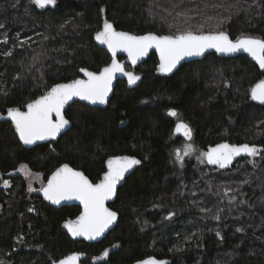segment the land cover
Segmentation results:
<instances>
[{
    "label": "trees",
    "instance_id": "obj_1",
    "mask_svg": "<svg viewBox=\"0 0 264 264\" xmlns=\"http://www.w3.org/2000/svg\"><path fill=\"white\" fill-rule=\"evenodd\" d=\"M187 9L194 29L205 16H231L221 30L232 39H264V0H57L45 8L0 0V112L79 77L80 69L100 71L108 64L110 55L93 38L105 19L133 34L169 35L188 27L176 17ZM215 23L204 30H215ZM157 63L152 53L134 69L143 76L137 87L118 81L105 108L73 102L65 112L72 127L57 141L26 148L11 123L0 124L3 173L21 164L43 169L68 163L95 180L111 156L141 160L111 204L119 212L117 225L93 244L73 241L62 228L79 206L31 201L16 183L0 188V264H51L74 251L86 254L82 264H130L151 255L171 264H264V152L261 161L244 157L220 170L237 169L230 179H213L204 177L196 157L183 166L176 162L172 144L173 122L181 118L203 149L221 142L264 149V104L250 92L264 71L244 55L213 53L165 77L156 75Z\"/></svg>",
    "mask_w": 264,
    "mask_h": 264
},
{
    "label": "snow or ice",
    "instance_id": "obj_2",
    "mask_svg": "<svg viewBox=\"0 0 264 264\" xmlns=\"http://www.w3.org/2000/svg\"><path fill=\"white\" fill-rule=\"evenodd\" d=\"M40 8L54 6L57 0H30ZM179 5H173V10ZM171 15V12L169 13ZM197 16L201 15L199 11ZM176 17L188 23V27L177 30L174 34L158 35L149 32L145 35H132L127 32L117 31L112 23L106 19L103 28L95 35V39L101 44H106L111 50L112 61L103 67L98 73L80 69L87 76V79H74L69 83H59L53 85L44 95L27 103L26 111L21 108L7 109V116L15 125V130L19 134L20 140L24 144H34L36 141L55 138L69 125V120L64 116L65 105L73 99L79 97L92 103H107L109 93L112 91V82L117 73H124L129 84H135L140 77L132 72H124V67L116 60V53L123 50L128 53L133 65L137 60L146 56L150 49L155 47L160 53V64L158 70L163 73H170L185 57L197 55L202 56L209 49H215L219 53L233 54L240 51L249 54L264 69V39L242 35L233 40L229 34L221 30L222 26L231 20V16L204 17V23H200L196 29L191 25L195 19L192 10L177 12ZM215 20V30L205 31L206 25ZM4 27L0 24V28ZM30 39V38H29ZM22 41L21 43H25ZM251 99L264 104V79L256 83L250 90ZM170 116L178 117L175 109H170ZM56 119H53V117ZM174 131L182 133L185 143L173 150L176 162L183 166L186 156H191L196 150L190 143L192 139V129L182 120L176 123ZM264 149L255 145H231L228 143L218 144L209 148L207 152L201 153L197 159L201 163L217 165L219 168H227L233 160L241 155L258 157ZM141 161L131 156H113L107 161V171L103 173L102 179L98 183H93L83 172L71 168L68 164H63L51 175L46 186H42L38 191H42L45 198L53 203L59 204L61 200L78 199L83 204V211L75 220L65 222V227L71 232L73 237H85L94 240L100 237L117 219V212L105 206V202L110 200L116 192L118 183L124 179L134 165ZM253 163L255 161L253 160ZM19 172L25 177L39 178V173H33L27 164L19 166ZM2 178V174H0ZM5 188L10 187L9 180H2ZM29 190L32 191L29 183ZM233 199H235L233 197ZM32 211V209H30ZM202 211H210L202 209ZM174 215L170 213L169 217ZM219 220L220 216L216 215ZM147 223V222H145ZM243 231V229H240ZM219 236V232H217ZM17 239H21L18 237ZM82 253H73L67 257L53 261L52 264H79ZM109 255L105 250L104 257ZM99 259V258H98ZM137 264H167L155 257H148Z\"/></svg>",
    "mask_w": 264,
    "mask_h": 264
},
{
    "label": "water",
    "instance_id": "obj_3",
    "mask_svg": "<svg viewBox=\"0 0 264 264\" xmlns=\"http://www.w3.org/2000/svg\"><path fill=\"white\" fill-rule=\"evenodd\" d=\"M51 6V5H50ZM47 7V6H46ZM110 23H112V22H110ZM113 24V23H112ZM113 26L115 27V25L113 24ZM102 28H103V26H102ZM102 28L99 30V31H101L102 30ZM115 29L117 30V31H122V32H127V33H130V34H132V35H145V34H147V33H149V32H146V33H143V34H133V33H131V32H129V31H126V30H121V29H118V28H116L115 27ZM98 32V31H97ZM96 32V33H97ZM96 33L94 34V36H93V38H94V41H95V43H96V45L99 47V48H102V49H105L106 51H107V53L110 55V57H111V60H110V62L108 63V64H106L105 66H107V65H109L110 63H111V61H112V53H111V50L107 47V45L106 44H101L99 41H97L96 39H95V35H96ZM152 33H155V32H152ZM157 34V33H156ZM158 35H168V34H158ZM230 36V35H229ZM252 37V36H251ZM254 38H257V37H254ZM261 39V38H260ZM233 40H235V39H233ZM152 53H155L156 54V56H157V59H158V63H157V66H156V75L157 76H159V77H165V76H170V75H172V74H174L183 64H185V63H189V62H191V61H198V60H202V59H204L206 56H208V55H210V54H212V53H216L219 57H221V58H235V57H238V56H241V55H244V56H246L247 58H249L251 61H253L258 67H259V64L249 55V54H247L246 52H243V51H240V52H237V53H233V54H223V53H219V52H217L215 49H209L208 51H206L205 53H204V55H202V56H197V55H193V56H189V57H185L183 60H181L180 61V63L176 66V68L175 69H173V71L172 72H170V73H163V72H160L159 70H158V68H159V64H160V53H159V50L158 49H156L155 47H153L152 49H150L149 50V52H148V54L146 55V56H143V57H141L140 59H138L137 60V62H136V64L135 65H133L132 64V62H131V59H130V57L128 56V53L127 52H125V51H123V50H119V51H117V53H116V60L121 64V65H123V67H124V72L125 73H127V72H132V73H134L135 75H137V76H139L140 77V79L135 83V84H129L128 83V86L130 87V88H133V87H137L140 83H141V81H142V75L141 74H137V73H135L133 70H127L126 69V66L127 65H129V66H131L133 69H135L137 66H139V65H141L142 63H144L145 61H147L148 59H149V57L152 55ZM121 58H123V59H121ZM105 66H103V67H105ZM102 67V68H103ZM101 68V69H102ZM83 69H86V68H83ZM100 69V70H101ZM259 69L260 70H262V71H264V69H262V68H260L259 67ZM87 71H91V72H99V71H92V70H89V69H86ZM75 79H87V76H86V74L84 73V72H81L80 71V76L79 77H77V78H75ZM74 80V79H73ZM120 80H125V81H127L128 82V80H127V76L124 74V73H117L116 74V77H115V79L113 80V82H112V91L109 93V96H108V100H107V103H99V102H97V103H92L91 101H88V100H85V99H82V98H79V97H73V99L72 100H70L66 105H65V108H64V116H65V118L66 119H68L69 120V125H67L61 132H60V134L58 135V136H56L55 138H49V139H45V140H40V141H36V143H34V144H24V142L22 141V140H20V138H19V134H18V132L15 130V125H14V123L11 121V119L7 116V109H9V108H15V107H19V108H21V110L22 111H26V105H27V103H29V102H31V101H28L27 103H25L24 105H22V106H11V107H8V108H6V110L4 111V112H0V124L2 123V122H4V121H8V122H10L11 124H12V127H13V129H14V131H15V134H16V136H17V138L19 139V141L21 142V144L24 146V147H26V148H32V147H35L36 145H39V144H44V143H48V142H51V141H57L63 134H65L71 127H72V122L70 121V119L66 116V114H65V112H66V110L69 108V106L73 103V102H76V101H80V102H83V103H85L86 105H88V106H90V107H100V108H105L107 105H108V103H109V101H110V99H111V97H112V95H113V93H114V90H115V87H116V84H117V82L118 81H120ZM70 81H72V80H70ZM70 81H67V82H59V83H69ZM59 83H56V84H59ZM55 85V84H54ZM53 86V85H52ZM51 86V87H52ZM50 87V88H51ZM49 88V89H50ZM48 89V90H49ZM47 90V91H48ZM45 94V93H44ZM43 94V95H44ZM38 98V97H37ZM36 99V98H35ZM34 100V99H33ZM254 102H256V103H258V104H261L259 101H255V100H253ZM53 119H56V117L54 116L53 117ZM185 122V121H184ZM186 123V122H185ZM188 124V123H187ZM176 126V125H175ZM175 129V128H174ZM174 133H175V135H179V136H183L182 135V133H176L175 131H174ZM222 143H228V144H231V143H229V142H221V143H218V144H222ZM218 144H215V145H213V146H211V147H215L216 145H218ZM244 144H247V143H244ZM231 145H243V144H231ZM250 145V144H249ZM211 147H208V149H207V151L209 150V148H211ZM115 156H131V157H135L136 159H138V160H140L137 156H134V155H129V154H119V155H115ZM113 157V156H112ZM244 157H249V156H247V155H241L240 157H237V158H235L234 160H233V162H232V164L230 165V166H228L227 168H219L217 165H211V164H208V165H210V166H212V167H214V168H217V169H219V170H225V169H228V168H230L233 164H235L238 160H240V159H242V158H244ZM111 158V157H110ZM108 161V160H107ZM141 161V160H140ZM63 164H68V163H63ZM62 164V165H63ZM141 164V163H140ZM140 164H138V165H134L133 166V168H131L127 173H125V176H124V179L123 180H121L119 183H118V185H117V187H116V192H115V195L110 199V200H108V201H106L105 202V206L107 207V208H109L110 210H112V211H115V210H113L109 205L111 204V203H113L114 201H115V199H116V197H117V194H118V189H119V187L120 186H122V185H124V183H125V181H126V178L128 177V176H130L138 167H139V165ZM62 165H60L59 167H61ZM71 168H73V169H75V170H77V171H80V172H83L82 170H80V169H76V168H74L73 166H71L70 164H68ZM59 167H57V168H59ZM56 168V169H57ZM55 169V170H56ZM54 170V171H55ZM53 171V172H54ZM106 171H107V162H106ZM52 172V173H53ZM52 173H51V175H52ZM83 174L85 175V176H87L84 172H83ZM51 175L49 176V179L51 178ZM88 177V176H87ZM102 177H103V175H102ZM48 179V180H49ZM88 179L90 180V178L88 177ZM102 179V178H101ZM91 181V180H90ZM48 182V181H47ZM99 182V181H98ZM97 182V183H98ZM47 185V183L45 184V186ZM34 193L35 194H37V195H39L47 204H49V205H51V206H53V207H55V208H61V207H63V206H72V205H76V206H79L80 207V209H81V211H80V213L83 211V204H82V202L80 201V200H78V199H65V200H61V202L59 203V204H56V203H53L52 201H50V200H48V199H46L45 198V196H44V194H43V192L42 191H38V189H36L35 191H34ZM116 212V211H115ZM80 213L77 215V216H79L80 215ZM76 216V217H77ZM76 217H74V218H72V219H67V220H65L64 222H63V224H62V228H63V230L68 234V236L73 240V241H84V242H86V243H88V244H93V243H97V242H100V241H102L104 238H106L107 237V235L115 228V226L117 225V223H118V219H119V215H118V213H117V219H116V221L112 224V225H110L109 226V228L104 232V234L102 235V236H100V237H97L96 239H94V240H88L87 238H85V237H73L72 235H71V232L68 230V228L67 227H65V222L66 221H68V220H75L76 219ZM77 252H79V251H74V252H72V253H70L69 255H71V254H73V253H77ZM79 253H82L83 255L81 256V259H80V261H79V264H82V261L86 258V254L84 253V252H79ZM68 256V255H67ZM67 256H65V257H67ZM65 257H62L61 259H63V258H65ZM148 257H155V256H153V255H151V256H147V257H145V258H143V259H140V260H137V261H135V262H132V263H130V264H137V262L138 261H142V260H144V259H146V258H148ZM156 259H158V260H161V261H167V264H171L172 263V260L171 259H169V258H157V257H155ZM61 259H59V260H61ZM59 260H57L56 262H58ZM52 264V263H51Z\"/></svg>",
    "mask_w": 264,
    "mask_h": 264
},
{
    "label": "flooded vegetation",
    "instance_id": "obj_4",
    "mask_svg": "<svg viewBox=\"0 0 264 264\" xmlns=\"http://www.w3.org/2000/svg\"><path fill=\"white\" fill-rule=\"evenodd\" d=\"M213 54V53H212ZM216 54V53H215ZM121 59H123V58H121ZM186 64V63H185ZM185 64H183V65H185ZM182 65V66H183ZM181 66V67H182ZM127 70H133L134 72H135V70L132 68V69H127ZM135 73H137V72H135ZM137 74H141V73H137ZM142 75V74H141ZM171 76V75H170ZM142 79H143V76H142ZM120 81H123V82H125L126 84H127V86H128V82L127 81H125V80H120ZM129 87V86H128ZM130 88V87H129ZM173 117V116H172ZM179 120H181V118H179V119H177V120H174V122H173V127H172V144H174L175 146H174V149H176V148H180L186 141H185V137L184 136H179V135H175V133H174V128H175V125H176V123L179 121ZM183 121V120H182ZM10 123V122H9ZM12 125V124H11ZM189 126H190V128L192 129V139H191V141H190V143L193 145V147L195 148V152L191 155V156H186L185 158H184V161H183V163L185 162V161H187V160H190L192 157H194V156H200L201 155V153H203V152H207V149L208 148H206V149H203V148H201L200 146H198L197 145V139H195V135H194V127L192 126V125H190V124H188ZM199 150H200V152H199ZM112 157V156H111ZM110 158V157H109ZM108 158V159H109ZM107 159V160H108ZM107 160L105 161V170H103V172H101L100 173V175H99V177L97 178V179H95V180H93V179H91L85 172V174L90 178V180L93 182V183H97L101 178H102V175H103V173L106 171V162H107ZM60 165H62V164H60ZM60 165H56L55 167H52V168H43V169H32V168H30L31 169V171L33 172V173H39L40 174V176H39V178H36V177H25L24 175H23V173H21V172H19L18 170H19V166L17 167V168H13V169H10V170H8L6 173H3V172H0V174H2V178H0V188H2V189H6V190H8V189H10V187H7V188H5L4 186H3V184H2V180H9V181H11V185H13L14 183H16V184H18V185H21L22 186V188H23V190H24V192L25 193H27V195H30L31 196V201H34L35 199H41L42 201H44L39 195H37V194H35L34 193V191L36 190V189H40L42 186H45V184L47 183V181H48V179H49V176L51 175V173L57 168V167H59ZM206 165H208L207 163H206ZM72 166V165H71ZM208 166H210V165H208ZM212 167V166H211ZM127 179V178H126ZM29 183L31 184V188L33 189L32 191H30L29 190ZM121 187V186H120ZM119 187V188H120ZM119 190V189H118ZM117 198V197H116ZM116 200V199H115ZM45 202V201H44ZM115 202V201H114ZM113 202V203H114ZM46 203V202H45ZM113 203H111V204H113ZM111 204L109 205L113 210H115L112 206H111ZM80 211H81V209H80ZM117 213H118V215H119V212L117 211V210H115ZM80 213V212H79ZM78 213V214H79ZM77 214V215H78ZM76 217V216H75ZM72 219V218H71Z\"/></svg>",
    "mask_w": 264,
    "mask_h": 264
},
{
    "label": "rangeland",
    "instance_id": "obj_5",
    "mask_svg": "<svg viewBox=\"0 0 264 264\" xmlns=\"http://www.w3.org/2000/svg\"><path fill=\"white\" fill-rule=\"evenodd\" d=\"M197 145L198 146H201L198 142H197ZM199 152H200V150H199ZM194 157L197 158V156H194ZM261 159H262V156H258V157H256V159L252 157V159H249V160H255L256 162H258V161H261ZM203 164H204V166L202 167V171L205 173V175L203 173L204 177H211L213 179H225V180H227V179H230L227 176L235 175L236 172H237V169H232V170H229L227 172L220 171V170L215 169V168L214 169H211V168H209L208 166L205 165L206 163H203ZM10 186H12L11 185V181H10ZM229 190L230 189H228V190L226 189V193L228 195H230L232 198L234 197L236 199L237 196L234 195V193L232 192V190H230V191ZM263 203H264V196H263ZM259 205L261 206V204H259Z\"/></svg>",
    "mask_w": 264,
    "mask_h": 264
}]
</instances>
